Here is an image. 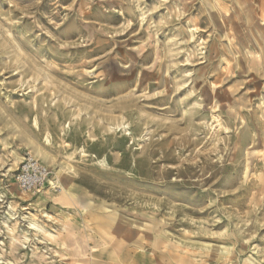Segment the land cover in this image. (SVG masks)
Listing matches in <instances>:
<instances>
[{
    "label": "rangeland",
    "instance_id": "1",
    "mask_svg": "<svg viewBox=\"0 0 264 264\" xmlns=\"http://www.w3.org/2000/svg\"><path fill=\"white\" fill-rule=\"evenodd\" d=\"M0 264H264V0H0Z\"/></svg>",
    "mask_w": 264,
    "mask_h": 264
},
{
    "label": "built area",
    "instance_id": "2",
    "mask_svg": "<svg viewBox=\"0 0 264 264\" xmlns=\"http://www.w3.org/2000/svg\"><path fill=\"white\" fill-rule=\"evenodd\" d=\"M16 180L23 194H39L44 191L60 193L62 186L58 180H52L50 169L31 154H27L21 162Z\"/></svg>",
    "mask_w": 264,
    "mask_h": 264
},
{
    "label": "crops",
    "instance_id": "3",
    "mask_svg": "<svg viewBox=\"0 0 264 264\" xmlns=\"http://www.w3.org/2000/svg\"><path fill=\"white\" fill-rule=\"evenodd\" d=\"M39 194H46V195L53 194V195H55V193H51L50 191H44V192L39 193ZM57 194H59V193H57ZM66 210L72 211V210H70V209H66Z\"/></svg>",
    "mask_w": 264,
    "mask_h": 264
},
{
    "label": "bare ground",
    "instance_id": "4",
    "mask_svg": "<svg viewBox=\"0 0 264 264\" xmlns=\"http://www.w3.org/2000/svg\"><path fill=\"white\" fill-rule=\"evenodd\" d=\"M64 191V190H63ZM68 192V191H67ZM68 195V194H67ZM69 198V197H68ZM71 199V198H70ZM87 211V210H86ZM105 211V210H104ZM89 219V218H88ZM89 245H91V244H89ZM98 251V250H97Z\"/></svg>",
    "mask_w": 264,
    "mask_h": 264
}]
</instances>
